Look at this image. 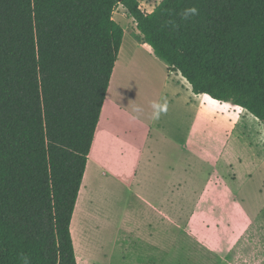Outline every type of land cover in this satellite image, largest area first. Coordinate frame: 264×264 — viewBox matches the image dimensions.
I'll return each mask as SVG.
<instances>
[{
  "label": "trees",
  "instance_id": "trees-1",
  "mask_svg": "<svg viewBox=\"0 0 264 264\" xmlns=\"http://www.w3.org/2000/svg\"><path fill=\"white\" fill-rule=\"evenodd\" d=\"M264 131V0H0V264H78L71 224L124 28ZM195 7L198 14L182 19Z\"/></svg>",
  "mask_w": 264,
  "mask_h": 264
},
{
  "label": "crops",
  "instance_id": "crops-1",
  "mask_svg": "<svg viewBox=\"0 0 264 264\" xmlns=\"http://www.w3.org/2000/svg\"><path fill=\"white\" fill-rule=\"evenodd\" d=\"M155 7L146 11L152 13ZM124 32L122 47L95 133L77 205L81 194L86 193L98 194L101 197L102 194H110V205L111 201L115 205V194H132L137 206L130 205L121 209L125 216L122 222L119 218L120 209L110 206V252L107 248V238L102 237L103 228H93L92 232L97 235L98 240L92 246L89 264H206L208 260L211 261V256L219 259L215 264H254L251 261L242 262L239 258L231 261L221 255L223 246L215 240L219 225L214 221L211 222L207 217L208 213L204 212L205 194L200 197L190 194L186 203L181 201L180 194L187 192L180 189L179 175H186L183 169L189 166H191V175H194L192 165L198 159L203 161L214 174H217L219 167L221 168V163L223 167H239L245 172V182H250L254 171L257 172L260 167H264L263 125L246 110L232 103L226 104L227 110L222 112V117L228 115L230 123L234 121L237 123H234L232 129L224 132L225 146L218 153L221 161L219 167L218 164L215 165L205 159L195 149L196 139L192 118L194 109L199 100L222 103V105L227 102L213 100L208 95L194 94L189 82L179 72H175L166 62L154 55L151 49L139 42L135 36L133 37L137 41V48L133 53L131 51L129 53L125 48L127 31L124 29ZM132 43L127 41L129 45ZM143 47L147 55L141 54ZM129 72L137 77L145 76L149 94L144 97L145 99L140 100L141 105L146 104L151 107L152 98L167 105L166 113L162 114L158 121L152 120L151 110L147 116L142 112L139 120L132 122L128 119L132 108L131 111L123 112L116 107L120 94L119 81L125 79ZM151 92L154 95L150 94ZM177 109H180L177 117L182 121L181 127L170 124L171 114ZM121 116L123 124L127 123V125L115 133L116 137H112L111 126L114 120ZM249 117L257 121V126L255 125L253 129L243 125ZM135 123L139 126L134 125ZM238 123L240 127H237ZM203 132L210 133L208 130ZM103 142L106 143V149L107 144L110 143L107 156H100L96 160L97 146ZM236 148L250 154V158H247L246 154L237 157L234 153ZM251 158L256 160L253 166L250 163ZM89 166L90 176L85 180ZM94 167L104 177V185L94 183L91 173ZM120 167L126 169L121 170ZM125 176L129 183H126ZM220 178L219 176L218 183L215 184L211 179L209 180L208 194L215 193L211 194L215 196L220 195L217 192L225 191ZM237 178L235 174L233 182H236ZM229 193L241 194L242 188ZM101 203L104 206L96 209L92 215L101 221L109 222L104 196L101 198ZM77 205L71 224L76 255L78 244L73 228L77 217ZM216 207L217 203H214L213 208ZM244 220L245 227L251 229L254 225L253 221L247 215H244ZM180 222L186 225L182 226ZM228 228L229 226L225 227L226 231ZM235 229L237 227L231 230ZM199 231L203 237L198 235ZM235 236L236 234L232 235L231 247H236L240 242L239 237ZM77 260L80 264L78 257Z\"/></svg>",
  "mask_w": 264,
  "mask_h": 264
},
{
  "label": "rangeland",
  "instance_id": "rangeland-1",
  "mask_svg": "<svg viewBox=\"0 0 264 264\" xmlns=\"http://www.w3.org/2000/svg\"><path fill=\"white\" fill-rule=\"evenodd\" d=\"M162 1L163 0H141L140 5L144 10H147L157 6ZM114 16L118 23L127 31L125 48L129 50V53L130 51L133 53L137 48V41H135L136 39L133 36L138 32L134 19L122 6H119L116 9ZM127 41L133 43L129 45L127 44ZM143 48L141 54L147 55L145 47ZM144 77L145 76L143 75L137 77L136 75H133L132 72H129L126 74L125 79L119 81L118 93L120 94L116 107L123 112H128V110L131 111V108L133 109L136 106H140L146 116L151 112L152 108L150 106L148 107L146 104H140V100L147 97L149 94ZM150 94H152V92ZM124 101L127 103L124 104ZM153 101H155V99L152 98V102ZM226 104L231 105V103H224L222 105V103L216 104L207 100H199L192 116L193 127L195 130L196 151L201 153L208 161L215 165L218 164V167L219 163H221L218 158V153H220L225 146L224 132L227 129H232L234 123H237L236 121L230 123L228 115L222 117V112L227 110ZM172 113L170 119L171 126L181 127L182 121L177 117L180 113V109H177ZM254 120L255 119H250L249 117V119L244 121L243 125L248 126L249 129H253L257 124V121ZM124 125H127V123L123 124L122 116L116 118L111 126L113 131L112 137H116L117 134L115 133L118 130H122ZM134 125L139 126L138 123H135ZM237 127H240L239 123L237 124ZM206 130L210 133L204 134L203 131ZM126 140L128 139L126 138ZM105 145L106 143L103 142L97 146V151L95 153L96 160H98L100 156H107V149L109 148L110 143L107 144V149L105 148ZM234 151L237 157L241 154H246L245 151L237 150V148ZM246 157L250 158V154H246ZM255 162L256 160H254V158L250 160L252 166ZM221 165V168H218L217 174H214V172L209 169L203 161L198 159H196L192 165L194 175H191V166L185 167L183 170L186 175H179L180 189H184V192H187L180 194L182 198L181 201L186 203L190 194H196L198 197L205 194L203 197L204 212L208 213L207 217H209L211 222L214 221L219 225L215 240L220 242L223 246L221 255L231 261L235 258H239L242 262L251 261L254 264H264V167H260L257 172L254 171L250 182L247 183L245 182V172L241 171L239 167H223L222 163ZM94 168L91 172L94 183L104 185V177L96 168ZM119 169L125 170L126 167H120ZM235 174L238 178L236 182H233ZM89 176L90 169L88 179ZM219 176L221 177L220 182L223 184V187H225V191L220 193L217 192V194L220 195L212 196L211 194L215 193H207L208 182L211 179L214 184L218 183L217 180ZM125 180L126 183H129L126 176ZM240 188H242L241 194L229 193L230 191L232 193L233 191L236 192ZM103 196L106 199V215L109 222L101 221L95 215H92V212H96V209L104 206L101 203V198ZM102 197L98 196V194H81L77 205L78 212L73 230L78 244L77 257L80 264H89V255L91 254V250H93L92 246L98 240L97 235L92 232L93 228H103L104 231L102 237L105 236V238H107V248L110 252V206L111 208L120 209V222H122L125 217L122 212L123 209L130 205L137 206V202L132 194H115V205L112 201L110 205V194H102ZM195 201H197V199H195ZM214 203H217L216 208H213ZM244 215H247L253 221L254 225L251 229L245 227L246 222L244 220ZM180 225L185 226L186 224L180 222ZM226 226H229L231 229L237 227V229L231 230L228 228L226 231ZM233 234H236L235 237H239L240 241L236 247H231ZM198 235L203 237V234L200 231L198 232ZM208 261L206 264H215L219 259L216 258V256H211V261Z\"/></svg>",
  "mask_w": 264,
  "mask_h": 264
},
{
  "label": "clouds",
  "instance_id": "clouds-1",
  "mask_svg": "<svg viewBox=\"0 0 264 264\" xmlns=\"http://www.w3.org/2000/svg\"><path fill=\"white\" fill-rule=\"evenodd\" d=\"M198 14V10L195 7L187 8L182 13V19L187 20L191 16ZM152 114L151 118L154 121H158L162 114L166 113L167 105L165 103L153 101L151 103ZM143 112V109L140 106H136L133 108L132 113L129 114L128 119L132 122L138 121L140 118V114ZM27 264V261H26Z\"/></svg>",
  "mask_w": 264,
  "mask_h": 264
},
{
  "label": "built area",
  "instance_id": "built-area-1",
  "mask_svg": "<svg viewBox=\"0 0 264 264\" xmlns=\"http://www.w3.org/2000/svg\"><path fill=\"white\" fill-rule=\"evenodd\" d=\"M138 2H139V4H140L141 0H138ZM157 6H158V5H157ZM157 6H156V7H157ZM156 7H155V8H156ZM140 9L142 10V12H144V13H148L146 10H144V9L142 8L141 5H140ZM154 10H155V9H154ZM148 14H150V13H148Z\"/></svg>",
  "mask_w": 264,
  "mask_h": 264
},
{
  "label": "bare ground",
  "instance_id": "bare-ground-1",
  "mask_svg": "<svg viewBox=\"0 0 264 264\" xmlns=\"http://www.w3.org/2000/svg\"><path fill=\"white\" fill-rule=\"evenodd\" d=\"M89 169H90V166L88 167V171H87V175H86V177H85V180H88ZM77 212H78V210H77ZM75 222H76V221H75Z\"/></svg>",
  "mask_w": 264,
  "mask_h": 264
},
{
  "label": "water",
  "instance_id": "water-1",
  "mask_svg": "<svg viewBox=\"0 0 264 264\" xmlns=\"http://www.w3.org/2000/svg\"><path fill=\"white\" fill-rule=\"evenodd\" d=\"M119 2H122L123 0H118Z\"/></svg>",
  "mask_w": 264,
  "mask_h": 264
}]
</instances>
